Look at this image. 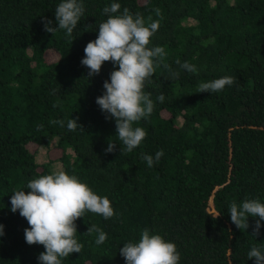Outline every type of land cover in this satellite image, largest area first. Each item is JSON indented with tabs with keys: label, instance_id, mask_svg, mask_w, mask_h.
Here are the masks:
<instances>
[{
	"label": "trees",
	"instance_id": "1",
	"mask_svg": "<svg viewBox=\"0 0 264 264\" xmlns=\"http://www.w3.org/2000/svg\"><path fill=\"white\" fill-rule=\"evenodd\" d=\"M61 2L0 0V264H40L45 249L25 241L28 222L10 210V197L56 171L55 162L107 196L115 212L109 219L88 211L78 218L83 247L62 264H125L119 249L138 242L145 228L175 243L178 264H255L247 253L253 246L264 250V221L255 234L259 217L249 216V227L240 230L229 212L233 201L264 203V0H78L84 15L70 36L44 28L49 19L58 27ZM114 2L120 13L126 7L146 23L159 20L149 47L162 46L171 69L162 64L146 82L155 107L134 124L147 135L131 152L118 139L114 118L96 103L118 65L106 61L89 77L81 63L107 19L103 9ZM223 76L235 83L218 93L197 92L201 82ZM70 118L82 128L69 131ZM58 120L63 127L53 123ZM52 139L47 151L59 154L38 161L39 146ZM108 142L116 143L112 152L105 151ZM158 150L163 156L149 167L143 155ZM92 225L107 233L103 244L87 232Z\"/></svg>",
	"mask_w": 264,
	"mask_h": 264
},
{
	"label": "clouds",
	"instance_id": "2",
	"mask_svg": "<svg viewBox=\"0 0 264 264\" xmlns=\"http://www.w3.org/2000/svg\"><path fill=\"white\" fill-rule=\"evenodd\" d=\"M120 8L121 5L114 2L103 9L107 19L99 24L96 39L86 44L81 63L89 69V77L98 74L106 61L118 65L110 73V82L104 81L105 92L96 98V103L114 118L118 139L125 146L124 150L131 152L147 135L143 127H134V124L150 116L155 107L151 93L145 92L146 82L152 83L151 77L162 64L170 72L171 69L163 63L167 56L165 49L162 46L149 47L151 37L159 29V20L149 17V23H146L140 13L133 15L126 7L120 13ZM155 11L157 16L161 15L159 9ZM54 15L58 27H51L52 21L45 20V31L53 33L59 28L70 36L84 15V7L78 0H62ZM176 63L187 72L198 73L197 67L188 61L182 63L177 59ZM171 74L173 77L179 75ZM234 83V77L223 76L201 82L197 92L218 93ZM164 99L162 93L156 98L160 103ZM53 123L64 126L62 120ZM66 126L69 131L82 128L77 118H70ZM115 145L108 142L105 151L112 152ZM163 154V150H158L155 156L145 154L142 158L151 167ZM25 188L29 191L25 192ZM10 202V210L14 213L19 210L28 222L29 227L24 229L25 241L29 245H43L45 249L38 256L40 264H62V258L81 251L83 245L76 238V220L86 211L99 214L104 219L115 215L107 196L96 194L76 175L62 169L34 178L23 188L14 190ZM229 214L231 222L240 230L249 227V216L259 217L253 229L255 234H259L261 221H264V203L259 199H245L240 204L233 201ZM87 232L97 233V245L108 239L107 233L97 225L88 227ZM3 234V225L0 224V236ZM119 252L125 264H178L180 260L175 243L158 233L150 234L148 228L142 230L138 242L129 240ZM247 255L255 259V264H264V250L253 246Z\"/></svg>",
	"mask_w": 264,
	"mask_h": 264
},
{
	"label": "rangeland",
	"instance_id": "3",
	"mask_svg": "<svg viewBox=\"0 0 264 264\" xmlns=\"http://www.w3.org/2000/svg\"><path fill=\"white\" fill-rule=\"evenodd\" d=\"M189 22V21H188ZM56 144L55 140L52 139V141L50 142V144L48 145H40L38 150H37V153H36V156L35 158L38 160V161H46L47 158H48V155L49 156H52V157H55L59 154V151L58 150H48L49 147H52ZM51 168L53 170H59L61 168L59 162H55L52 164Z\"/></svg>",
	"mask_w": 264,
	"mask_h": 264
}]
</instances>
